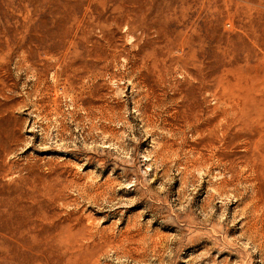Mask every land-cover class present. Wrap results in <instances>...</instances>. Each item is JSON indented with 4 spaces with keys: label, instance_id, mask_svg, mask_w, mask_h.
<instances>
[{
    "label": "rangeland",
    "instance_id": "374dc122",
    "mask_svg": "<svg viewBox=\"0 0 264 264\" xmlns=\"http://www.w3.org/2000/svg\"><path fill=\"white\" fill-rule=\"evenodd\" d=\"M0 264H264V0H0Z\"/></svg>",
    "mask_w": 264,
    "mask_h": 264
}]
</instances>
